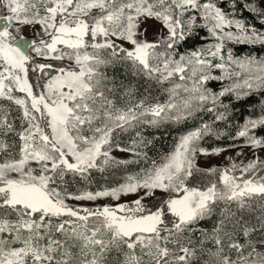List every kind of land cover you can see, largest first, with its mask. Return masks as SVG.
<instances>
[{"label": "snow or ice", "instance_id": "snow-or-ice-1", "mask_svg": "<svg viewBox=\"0 0 264 264\" xmlns=\"http://www.w3.org/2000/svg\"><path fill=\"white\" fill-rule=\"evenodd\" d=\"M0 264H264V0H0Z\"/></svg>", "mask_w": 264, "mask_h": 264}, {"label": "rangeland", "instance_id": "rangeland-1", "mask_svg": "<svg viewBox=\"0 0 264 264\" xmlns=\"http://www.w3.org/2000/svg\"><path fill=\"white\" fill-rule=\"evenodd\" d=\"M24 32L25 35L30 34L29 29H25ZM211 162L215 164H222L224 161H223V157H219V158H211Z\"/></svg>", "mask_w": 264, "mask_h": 264}, {"label": "trees", "instance_id": "trees-1", "mask_svg": "<svg viewBox=\"0 0 264 264\" xmlns=\"http://www.w3.org/2000/svg\"><path fill=\"white\" fill-rule=\"evenodd\" d=\"M244 15H247V13H244ZM257 26L259 27V23L257 22ZM211 143V142H210Z\"/></svg>", "mask_w": 264, "mask_h": 264}]
</instances>
